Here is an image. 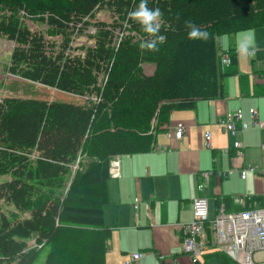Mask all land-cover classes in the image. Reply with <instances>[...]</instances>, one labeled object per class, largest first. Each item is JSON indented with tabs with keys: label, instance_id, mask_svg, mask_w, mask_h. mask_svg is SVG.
<instances>
[{
	"label": "trees",
	"instance_id": "trees-1",
	"mask_svg": "<svg viewBox=\"0 0 264 264\" xmlns=\"http://www.w3.org/2000/svg\"><path fill=\"white\" fill-rule=\"evenodd\" d=\"M139 2L0 0L7 72L76 97L0 99V264H105L108 160L154 150L170 111L226 96L230 75L245 93L232 43L220 69L218 38L264 27V0H148L163 13L166 41L144 54V34L128 19ZM102 9L110 21H93ZM185 21L208 38L188 39Z\"/></svg>",
	"mask_w": 264,
	"mask_h": 264
},
{
	"label": "crops",
	"instance_id": "crops-1",
	"mask_svg": "<svg viewBox=\"0 0 264 264\" xmlns=\"http://www.w3.org/2000/svg\"><path fill=\"white\" fill-rule=\"evenodd\" d=\"M246 32V44L253 46L250 53H247V47L242 48L247 55L244 59L235 43L238 44L239 35ZM225 36L218 38L220 52L233 44L238 70L246 75L245 93L240 90L238 75L226 77V96L199 99L192 109L170 111L168 122L158 126L154 150L115 155L104 166L108 200L103 207V225L110 230L105 264H123L129 254L136 251H141L142 255L133 264L235 262L210 244L208 222L203 231L208 245L197 260L192 261L181 249V224L191 218L193 198L206 197L209 218L215 216L219 203H223L228 211L264 205V175L252 170H246L243 178L239 174L242 168L252 164L248 144L253 142L248 139V132L244 131L249 126H257L251 124L247 108L255 107L257 118L264 119V27L240 30ZM254 69L260 73L253 72ZM236 109L248 113L249 121L246 122L249 125L232 135L222 128L219 119L226 112ZM177 122L183 125L180 139L172 134ZM205 130L210 131L209 146L204 141ZM236 140L240 141L241 147H234ZM262 143L264 133L256 135L255 147L260 150L261 161L255 167L259 168L264 166ZM113 158H117L119 163L117 177L109 173ZM204 172L212 174L204 178ZM136 196L139 201L137 209H134L133 199ZM236 197L242 198V201H236ZM258 256L264 258V253Z\"/></svg>",
	"mask_w": 264,
	"mask_h": 264
},
{
	"label": "built area",
	"instance_id": "built-area-1",
	"mask_svg": "<svg viewBox=\"0 0 264 264\" xmlns=\"http://www.w3.org/2000/svg\"><path fill=\"white\" fill-rule=\"evenodd\" d=\"M247 53L251 52L246 48ZM230 64V56L227 51L219 53L220 69ZM251 115V124H256L259 128L264 127V119L257 118V111L254 108L249 109ZM222 128L235 135L248 127L249 123L243 119L240 109L226 112L220 119ZM173 137L180 139L183 134V125L177 122L173 127ZM169 135V133H168ZM204 141L209 146L210 131L203 133ZM234 147H241L239 140L234 141ZM264 152V143H262ZM239 155V154H238ZM109 169L110 176L119 175V163L117 158L111 159ZM246 170H252L264 175V166H247L240 170V177H245ZM212 172H204V178H207ZM236 201H242V198L236 197ZM139 198L133 199V207L137 209ZM209 223L211 231L210 244L225 252L238 264H264V258L259 257L264 253V205L243 208L238 211H228L225 205L220 203L217 212L213 218L208 217L207 199L204 196H197L191 202V218L189 221L181 224L183 239L181 249L188 254L192 261L207 248V240L204 237V227ZM142 255L141 251L132 252L123 264H133Z\"/></svg>",
	"mask_w": 264,
	"mask_h": 264
},
{
	"label": "rangeland",
	"instance_id": "rangeland-1",
	"mask_svg": "<svg viewBox=\"0 0 264 264\" xmlns=\"http://www.w3.org/2000/svg\"><path fill=\"white\" fill-rule=\"evenodd\" d=\"M109 12L106 9H102V10H98L95 13V16L93 18L94 20H106V21H110L111 17L109 16ZM94 31V27H92L91 25L88 26V28L85 29V32L87 33H93ZM243 33V32H241ZM225 37H229L228 35H226ZM87 36L83 33H81V35L79 36V38L76 39L77 43H80L82 41H86ZM239 43L236 44L235 43V47L237 48V51L242 54V57L244 59H246L247 55L245 54V50H242V48H251L253 46V44H246L247 39H248V35L247 32L245 34H240L239 35ZM11 47H12V42L0 37V99L3 96L6 95H19V96H31V97H38V98H46V99H50V100H57V99H65V100H75V96L71 95V94H66L64 92L58 91L54 88H50V87H44V86H40L37 84H31L30 82H27L25 80H21L16 76H13L11 74H9L6 70L8 62H9V57H10V51H11ZM222 47V46H221ZM151 66L149 65H145L144 66V70L146 72H150L151 70ZM250 108H254L255 107H248ZM247 108V110H249ZM257 110V109H256ZM242 114L245 115V121H249V116L247 117L244 113V111L242 110ZM245 133H247L248 139L251 140V142L253 143H249V155L251 156V163L250 165L252 166H257V164H259V162L261 161V155H260V150L258 148L255 147L256 144V135H261V133H264V128H259L257 126L251 127L249 126L248 129H246L244 131ZM77 162L78 160H75L72 162V169H74L77 166ZM247 173H253L248 171ZM46 251V249L44 251H42V253L40 254L38 261L37 262H41L43 259V254ZM231 264H237L236 262L230 261Z\"/></svg>",
	"mask_w": 264,
	"mask_h": 264
},
{
	"label": "clouds",
	"instance_id": "clouds-1",
	"mask_svg": "<svg viewBox=\"0 0 264 264\" xmlns=\"http://www.w3.org/2000/svg\"><path fill=\"white\" fill-rule=\"evenodd\" d=\"M128 19L137 24L144 34L139 41L141 54L158 52L159 45L166 41V36L160 34L164 23L162 11L159 8H149L148 0H140L139 4L128 13ZM185 27L188 29L187 37L190 40L208 38V33L191 21H185Z\"/></svg>",
	"mask_w": 264,
	"mask_h": 264
},
{
	"label": "bare ground",
	"instance_id": "bare-ground-1",
	"mask_svg": "<svg viewBox=\"0 0 264 264\" xmlns=\"http://www.w3.org/2000/svg\"><path fill=\"white\" fill-rule=\"evenodd\" d=\"M234 54V53H233Z\"/></svg>",
	"mask_w": 264,
	"mask_h": 264
}]
</instances>
